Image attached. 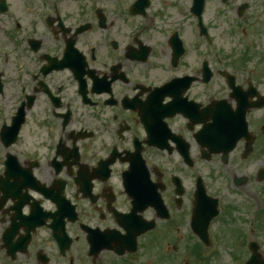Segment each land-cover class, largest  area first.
<instances>
[{
	"label": "flooded vegetation",
	"instance_id": "obj_1",
	"mask_svg": "<svg viewBox=\"0 0 264 264\" xmlns=\"http://www.w3.org/2000/svg\"><path fill=\"white\" fill-rule=\"evenodd\" d=\"M240 110L251 148H200ZM263 204L264 0H0V264L199 258L215 211L243 252Z\"/></svg>",
	"mask_w": 264,
	"mask_h": 264
},
{
	"label": "rangeland",
	"instance_id": "obj_2",
	"mask_svg": "<svg viewBox=\"0 0 264 264\" xmlns=\"http://www.w3.org/2000/svg\"><path fill=\"white\" fill-rule=\"evenodd\" d=\"M256 160H258V157H255L251 162L248 163V165H251V167L249 168L248 171H251L252 169H257V166L255 164ZM204 167L203 172L202 173H208L209 170V166H202L201 169ZM210 173V172H209ZM208 182V185H210L213 189H216L217 187L219 188H223V185H226V183L228 182L226 175L223 174V176L221 178H217L215 181L208 179L206 180ZM225 203V201H224ZM218 228V227H217ZM216 228V229H217ZM217 236L220 238L219 244H223L224 246H219L218 248H220L219 252V260L217 262V264H231V261L229 259V254L230 253H235V252H241L239 251L238 248L233 247L231 244H229L230 240H226V238H223L222 236L219 235V233H217ZM224 236V235H223ZM261 241L263 242V246H264V234H262L261 236ZM230 248V250L228 249ZM242 259H245V255L244 253H242L241 256ZM186 261L189 262V264H196L193 261H191L188 258H185ZM185 260H178V261H174L173 264H184L186 261ZM215 263V262H212Z\"/></svg>",
	"mask_w": 264,
	"mask_h": 264
},
{
	"label": "bare ground",
	"instance_id": "obj_3",
	"mask_svg": "<svg viewBox=\"0 0 264 264\" xmlns=\"http://www.w3.org/2000/svg\"><path fill=\"white\" fill-rule=\"evenodd\" d=\"M261 264H264V262H263V263H261Z\"/></svg>",
	"mask_w": 264,
	"mask_h": 264
}]
</instances>
